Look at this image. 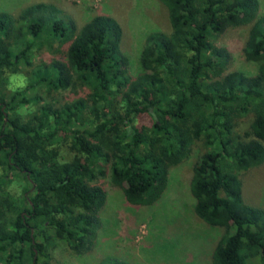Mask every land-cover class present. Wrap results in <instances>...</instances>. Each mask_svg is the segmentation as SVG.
Segmentation results:
<instances>
[{
	"label": "trees",
	"instance_id": "1",
	"mask_svg": "<svg viewBox=\"0 0 264 264\" xmlns=\"http://www.w3.org/2000/svg\"><path fill=\"white\" fill-rule=\"evenodd\" d=\"M158 2L168 31L144 36L134 74L110 15L76 27L51 3L0 11V264H55L53 240L85 252L101 225L98 178L148 206L194 145L192 211L221 230L209 264H264V208L241 195V175L264 159V13L257 0ZM244 25L242 55L255 70L225 71L227 52L213 40ZM44 32L64 58L28 69ZM73 84L83 93L38 103L39 87ZM15 180L21 194L7 187Z\"/></svg>",
	"mask_w": 264,
	"mask_h": 264
},
{
	"label": "rangeland",
	"instance_id": "2",
	"mask_svg": "<svg viewBox=\"0 0 264 264\" xmlns=\"http://www.w3.org/2000/svg\"><path fill=\"white\" fill-rule=\"evenodd\" d=\"M51 3L79 27L95 14L110 15L121 27V51L128 57L130 73L137 72V55L144 36L152 29L168 31L166 12L158 0H0V11L16 16L27 5ZM258 14L264 13V0H257ZM247 25L221 30L213 43L227 52L226 70L253 73L255 65L245 60L242 46ZM42 46L31 53L36 68L64 58V47L50 42L42 33ZM26 71V70H25ZM38 103L61 104L83 93L73 85L46 91L39 87ZM24 108V107H23ZM30 108H34L30 104ZM26 108L22 110L25 113ZM199 153L194 145L187 155L168 170L161 195L148 206L128 204L121 190L100 177L97 183L105 193L99 210L101 225L91 246L75 254L61 240H53L51 253L55 264H96L104 256L124 259L134 264H209L211 249L221 230L205 225L192 211L188 179ZM22 183L12 181L8 189L21 194ZM241 195L245 203L264 208V159L241 175Z\"/></svg>",
	"mask_w": 264,
	"mask_h": 264
}]
</instances>
